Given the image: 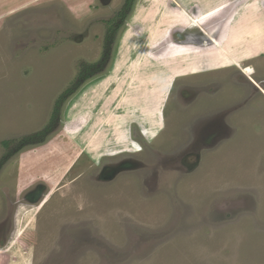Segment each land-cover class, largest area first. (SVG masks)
Instances as JSON below:
<instances>
[{
	"label": "rangeland",
	"instance_id": "obj_1",
	"mask_svg": "<svg viewBox=\"0 0 264 264\" xmlns=\"http://www.w3.org/2000/svg\"><path fill=\"white\" fill-rule=\"evenodd\" d=\"M126 2L0 0V264H264V0H133L51 121ZM204 120L232 134L186 172L176 152Z\"/></svg>",
	"mask_w": 264,
	"mask_h": 264
},
{
	"label": "flooded vegetation",
	"instance_id": "obj_2",
	"mask_svg": "<svg viewBox=\"0 0 264 264\" xmlns=\"http://www.w3.org/2000/svg\"><path fill=\"white\" fill-rule=\"evenodd\" d=\"M97 1L102 6H105L102 4V0H97ZM125 6L127 7V3L123 4L122 7H120V9L115 11L114 15H111L110 18H108L107 20H103V19L100 20L103 23V26H102L103 27V33H105L104 41H103L104 44L106 43V39L110 38V36L112 35V30L115 28L116 20H118L121 13L126 11V10H123V8ZM132 10L128 11L126 17H128V15L131 14ZM118 32H117V34H118ZM176 36L178 39H180V37H178V35H176ZM188 38L189 37H186L185 39H188ZM173 39H174V36H173ZM198 40H200V39H198ZM79 41H81V40H79ZM114 43L112 46H114ZM209 43L213 45L214 41L209 40ZM111 49H112V47H111ZM105 57H106V48L104 45V50H102V52H101V58L95 64V65H97L96 68L92 69L91 72L98 73L104 69L105 65L107 64V61L111 57V50H110L109 57H107V59H105ZM105 60H106V62H105ZM168 100H169V98H168ZM168 100H167V102H168ZM162 115H163L162 128H161L160 132L156 135V137L158 136V137L166 138L167 132L169 131V128L171 125L167 119V114L165 113L164 110L162 112ZM56 118H59V115H57ZM134 126H136L138 128V125L134 124ZM132 129H134V128H132L130 125L129 130H130L131 134H132ZM138 130H139V128H138ZM138 132L140 133V131H138ZM187 134H188L187 140L189 142L185 147L179 148V151L176 152V155L178 156L176 159V162L179 161V167L181 169L185 170L186 172H192V171H195V169L199 165L201 158H202V155L204 153L206 155L211 150H216V147L218 145H220L219 140L222 139L223 136L229 137L232 134V131L230 130V127L226 121L221 120V121H217V122H211V121H205L204 120L202 122H198L196 124L191 125L187 130ZM141 149L143 150V148H141ZM110 167H112V166H110ZM11 217L12 216L8 215L6 217V220H4L2 224H0V233L5 234V235L10 234V229L12 228L11 226H14V223H12L10 221ZM3 238L6 239L5 237L0 236V239H3ZM16 243H17V240H16Z\"/></svg>",
	"mask_w": 264,
	"mask_h": 264
},
{
	"label": "trees",
	"instance_id": "obj_3",
	"mask_svg": "<svg viewBox=\"0 0 264 264\" xmlns=\"http://www.w3.org/2000/svg\"><path fill=\"white\" fill-rule=\"evenodd\" d=\"M127 7L125 6L123 8V10H126L124 11L123 13H121V15L119 16L118 20H116L115 22V28L112 30V35L110 36V38H107L106 39V43H105V48H106V57L105 59H107V57H109V54H110V50H111V47L113 45V43L115 42V38H116V35H117V32L122 28L124 22L126 21V16H127V13L128 11H131L133 9V0H127ZM106 62V60H105ZM97 65L93 64V65H85V64H82L80 69H79V73H78V76H77V81L76 83L68 88L67 90H65L64 93L61 94V96L59 97L57 103H56V107L54 108V111H53V119H51V121H55L56 120V117L57 115L59 114V107L60 105L65 101V99L72 95L76 88H78V86L82 83V82H85L86 80H89V78H91L93 75H95L94 72H91L92 69H95ZM98 72V71H97ZM48 133V129H43L42 131L36 133L35 135H32V136H29L28 139H26V144H33V143H40V142H43L46 138V135ZM24 233V232H23ZM21 233L19 236H18V239H17V242L20 241V238L22 236Z\"/></svg>",
	"mask_w": 264,
	"mask_h": 264
},
{
	"label": "water",
	"instance_id": "obj_4",
	"mask_svg": "<svg viewBox=\"0 0 264 264\" xmlns=\"http://www.w3.org/2000/svg\"><path fill=\"white\" fill-rule=\"evenodd\" d=\"M110 2L111 0H102L103 5H108L110 4ZM135 167H136L135 164H132L130 162H123V163H120L110 168H104L102 178L106 177L108 180H110V179H113L117 175L118 171L130 170ZM44 197H46V188L44 186H39L35 190L30 191L26 195V200L29 201V203L31 204H38V203H41Z\"/></svg>",
	"mask_w": 264,
	"mask_h": 264
},
{
	"label": "crops",
	"instance_id": "obj_5",
	"mask_svg": "<svg viewBox=\"0 0 264 264\" xmlns=\"http://www.w3.org/2000/svg\"><path fill=\"white\" fill-rule=\"evenodd\" d=\"M87 1H89V4H91L90 3V0H87ZM91 2H95V0H91ZM195 3V2H194ZM242 3V2H241ZM193 4V0H186V2H184L182 5L184 6H186V7H184L186 10H187V12H189V11H194V12H196L198 9H199V5H198V7L197 8H194L195 6L194 5H192ZM176 7H178V6H176ZM179 7H181V6H179ZM189 14V13H188ZM194 17V16H193ZM211 25V24H210ZM216 30V29H215ZM214 30V31H215ZM212 47V46H211Z\"/></svg>",
	"mask_w": 264,
	"mask_h": 264
},
{
	"label": "clouds",
	"instance_id": "obj_6",
	"mask_svg": "<svg viewBox=\"0 0 264 264\" xmlns=\"http://www.w3.org/2000/svg\"><path fill=\"white\" fill-rule=\"evenodd\" d=\"M183 41V40H182ZM77 42V41H76ZM215 42V41H214ZM93 65V64H92ZM111 69V68H110ZM60 114V113H59ZM59 119V118H58ZM59 121V120H58ZM131 125V124H130ZM129 125V126H130ZM129 126H128V130L127 131H129V134H130V137H131V133H130V130H129ZM139 128V127H138ZM139 130H140V128H139ZM140 133H142V131H140ZM156 138V137H155ZM132 139V138H131ZM133 141V140H132ZM134 142V141H133ZM135 143V142H134ZM140 149V148H139ZM129 153H131V152H129ZM114 157H116V156H114ZM123 162H130L131 163V159H125V160H123V161H121L120 163H123ZM120 163H118V164H120ZM118 164H116V165H118ZM115 164H111V166L113 167V166H116ZM110 166H108V165H106L104 168H109ZM198 167V166H197ZM104 168L102 169V171L104 170ZM101 171V172H102ZM125 171H128V170H125ZM51 192L50 191H47L46 192V197L50 194ZM46 197H44V199L41 201V203H38V204H42L45 200H46Z\"/></svg>",
	"mask_w": 264,
	"mask_h": 264
}]
</instances>
